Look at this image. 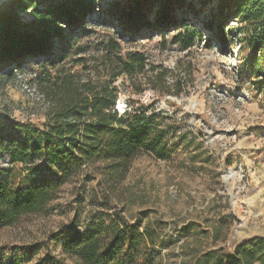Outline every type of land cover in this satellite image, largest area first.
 Here are the masks:
<instances>
[{
	"label": "trees",
	"instance_id": "trees-1",
	"mask_svg": "<svg viewBox=\"0 0 264 264\" xmlns=\"http://www.w3.org/2000/svg\"><path fill=\"white\" fill-rule=\"evenodd\" d=\"M187 3L110 0L105 6L102 0H8L0 4V77L32 68L31 81L45 105L37 126L33 122L23 126V139L0 135V155L8 159V166L0 167V228L44 214L75 179H96L105 186L102 203L113 209L116 185L125 180L135 159L167 158L169 122L160 112L147 114L132 102L122 107L115 84L120 76L133 78L142 72L147 60L140 52L124 53L125 39L133 43L139 38L140 25L167 28L173 9ZM209 4L215 8L217 38L224 43L228 29L240 44L239 53L246 54L239 74L264 92V0H203L204 6ZM155 9L162 14L156 22L165 26L150 23ZM100 11L120 20L119 33L101 34L92 25ZM28 12L31 17L24 19ZM231 23L237 26L231 28ZM192 26L175 36L185 50L202 38L203 33ZM161 229V220L140 231L119 211H101L84 233L65 237L59 255L41 244L16 246L12 257L0 253V264H28L44 250L46 257H38L35 264H162L156 252ZM209 255V264H264V237L243 240L232 249L222 246Z\"/></svg>",
	"mask_w": 264,
	"mask_h": 264
},
{
	"label": "rangeland",
	"instance_id": "rangeland-1",
	"mask_svg": "<svg viewBox=\"0 0 264 264\" xmlns=\"http://www.w3.org/2000/svg\"><path fill=\"white\" fill-rule=\"evenodd\" d=\"M214 9L203 0H188L173 9L167 28L140 25L139 38L123 44L124 53L140 52L147 60L133 78L117 79L120 104L132 102L147 114L160 112L166 118L171 126L167 158L135 159L125 180L116 185L113 209L102 203L105 186L96 179L73 180L44 214L0 228L1 255L31 244L48 246L59 255L65 237L84 233L101 211H119L140 231L161 220L156 252L162 264H209L211 251L264 237V92L239 74L246 54L239 53L240 44L230 31L224 43L217 38ZM161 15L155 9L150 23L165 26L156 22ZM119 22L100 11L91 23L106 34L119 33ZM188 24L203 34L185 50L175 36ZM11 73L0 77V135L23 139V126H37L45 105L31 81L32 68ZM7 166L8 159L0 155V167ZM46 255L44 250L28 264Z\"/></svg>",
	"mask_w": 264,
	"mask_h": 264
}]
</instances>
